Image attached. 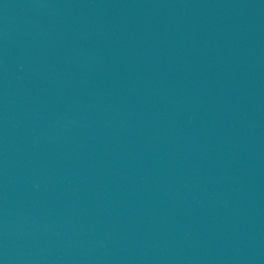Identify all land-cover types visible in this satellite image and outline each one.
Masks as SVG:
<instances>
[{
	"label": "water",
	"instance_id": "obj_1",
	"mask_svg": "<svg viewBox=\"0 0 264 264\" xmlns=\"http://www.w3.org/2000/svg\"><path fill=\"white\" fill-rule=\"evenodd\" d=\"M0 264H264V0H0Z\"/></svg>",
	"mask_w": 264,
	"mask_h": 264
}]
</instances>
